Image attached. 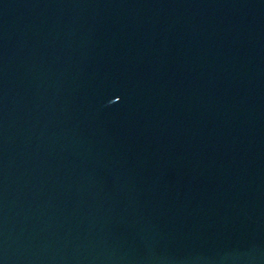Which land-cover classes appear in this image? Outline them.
<instances>
[{"label":"water","instance_id":"95a60500","mask_svg":"<svg viewBox=\"0 0 264 264\" xmlns=\"http://www.w3.org/2000/svg\"><path fill=\"white\" fill-rule=\"evenodd\" d=\"M0 264H264V0H0Z\"/></svg>","mask_w":264,"mask_h":264}]
</instances>
